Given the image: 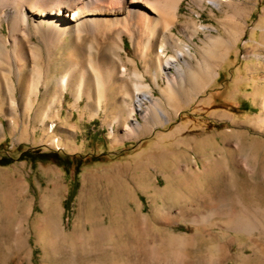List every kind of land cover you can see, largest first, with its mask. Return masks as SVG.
<instances>
[{
	"label": "rangeland",
	"instance_id": "obj_1",
	"mask_svg": "<svg viewBox=\"0 0 264 264\" xmlns=\"http://www.w3.org/2000/svg\"><path fill=\"white\" fill-rule=\"evenodd\" d=\"M217 1L182 2L173 34L190 48L191 56L177 62L184 83L171 89L170 102L160 89H145L151 97L134 116L145 131L135 137L122 129L126 93L136 96L134 89H119L130 84L128 78L115 83V96L97 112L85 97L79 110L73 108L72 90L56 89L64 69L49 70V89L35 94L25 89L30 68L19 87L15 73L0 72L3 84L7 76L16 87L0 89V158L10 159L0 165V264H167L177 252L184 264H220L228 249L227 264H264V127L253 122L264 114V0ZM218 37L232 43L226 59L213 62L207 51ZM30 42L41 46L35 37ZM124 49L120 58L129 73L143 74L148 84L145 65L127 39ZM104 52L113 55L109 48ZM205 62L214 64L216 74L200 91L187 78ZM168 72L178 77L176 68ZM146 108L151 114L143 121ZM43 115L48 118L40 123ZM119 116L121 125L115 123ZM65 139L80 146L76 153L61 148ZM34 148L110 157L65 172L22 157ZM150 153L155 159L146 158ZM137 156L142 164L129 166ZM21 175L29 193L14 216L25 220L16 221L6 199L16 202ZM247 223L252 231L236 228Z\"/></svg>",
	"mask_w": 264,
	"mask_h": 264
},
{
	"label": "bare ground",
	"instance_id": "obj_2",
	"mask_svg": "<svg viewBox=\"0 0 264 264\" xmlns=\"http://www.w3.org/2000/svg\"><path fill=\"white\" fill-rule=\"evenodd\" d=\"M183 1L0 0V72L8 75L15 73L19 87L20 77L30 68L32 77L25 89L35 94L38 89H49V70L55 74L64 69L60 71L56 89L63 92L71 89L76 105L85 97L87 104L94 103L97 112L102 111L109 98L115 96L113 91L118 89L115 83L119 81L122 83L124 78H128L130 84L122 83L119 89H134L136 96L126 93L128 101L124 111L127 121L123 123L119 116L115 118V123L117 125L123 123L122 129L126 132V137H135L145 131V128L134 119L136 112L142 111L144 101L151 97L150 93L144 92L145 89H152L153 86L160 89L162 95L170 102L171 89L184 83L185 76L183 71L177 68V62L179 58L191 56L190 48L187 45L182 46L180 39L174 38L173 34ZM217 2L211 0L213 5ZM228 21L231 22V18ZM32 37L37 38L41 46L32 45L30 42ZM232 37L236 43V34ZM125 39L145 65L143 72L150 78L148 84L143 81L145 77L143 74L129 73L120 58V53H126ZM82 43H85L84 47L80 46ZM231 43L222 37L215 38L207 55L213 62L221 55L225 60ZM105 48H109L113 55L104 52ZM167 49H171L173 53L169 58H166ZM220 50L223 54H220ZM60 61L64 63V68ZM45 66L47 70L44 69ZM198 67L199 72L187 78L194 89L208 86L216 74L214 64L205 62ZM171 68H176L178 77L169 74L168 70ZM5 80V84L0 80V89H16L7 76ZM93 92L96 94V100ZM262 99L264 100V96ZM56 101L55 95L52 103L56 104ZM28 107H33L31 102L28 103ZM148 113L151 114L146 108L143 112V121L148 120ZM95 115L96 113H93L92 117ZM157 116L159 111L154 117ZM47 118V115L39 117L40 123H44ZM129 121H132L131 125ZM253 122L258 127H264V114L253 119ZM26 136L27 134L23 133L21 137ZM239 214L243 212L240 211ZM243 219L236 221L240 222ZM248 219L253 221V217ZM249 223L236 224L235 227L252 231L253 226ZM229 253L230 249L226 250L225 254ZM226 256L219 261L220 264H227ZM184 257L177 252L167 264H184L185 260L182 261ZM209 262L216 264L211 260Z\"/></svg>",
	"mask_w": 264,
	"mask_h": 264
},
{
	"label": "trees",
	"instance_id": "obj_3",
	"mask_svg": "<svg viewBox=\"0 0 264 264\" xmlns=\"http://www.w3.org/2000/svg\"><path fill=\"white\" fill-rule=\"evenodd\" d=\"M228 106V104H224ZM1 150V147H0ZM114 156V155H112ZM22 157L30 158L33 162L39 161L42 164H53L62 168L65 172H69V169L74 165V169L77 171L83 165L92 164L94 162H104L109 159V155L101 154L98 156L95 155H72L68 156L62 154L59 151H46L43 152L42 148L28 149L22 153ZM10 162V159L2 156L0 158V165H5Z\"/></svg>",
	"mask_w": 264,
	"mask_h": 264
},
{
	"label": "crops",
	"instance_id": "obj_4",
	"mask_svg": "<svg viewBox=\"0 0 264 264\" xmlns=\"http://www.w3.org/2000/svg\"><path fill=\"white\" fill-rule=\"evenodd\" d=\"M200 91L201 90H204V89H199ZM188 97H191V95L190 94H188V95H186V98L188 99ZM72 107L73 108H77L78 110H79V104L78 105H76V104H74L73 103V105H72ZM85 113H87V112H84L83 114H85ZM100 114V113H99ZM98 114V115H99ZM97 115V116H98ZM96 116V117H97ZM94 118V117H93ZM231 118V117H230ZM89 119H91V118H89ZM231 120V119H230ZM35 138L33 137L32 138V140H29V139H27V140H24V142H33V140H34ZM194 141H198V139L197 140H194ZM225 141V140H224ZM39 142H42L43 143V141L40 139L39 140ZM52 143V142H51ZM113 143L114 144H118V142H117V140H113ZM62 145H61V148L62 149H69L70 151V153H76L77 152V150H78V148L80 147V146H78V144L75 142V140H71V139H65V140H62V143H61ZM167 152V151H166ZM138 157V156H137ZM131 158V161H129L128 163H129V166H131V167H134L135 165V163L136 164H138V165H140V164H142V163H140L141 162V160L140 159H142V157H138V158ZM144 157V156H143ZM146 158L147 159H155V155L154 154H152V153H150V154H148L147 156H146ZM144 159V158H143ZM158 162H160V161H158ZM224 162H226V161H223V163ZM225 167H229V165H226ZM224 167V168H225ZM226 168V171L228 172V173H231V170L230 169H227ZM51 172H54L53 170H51ZM55 174H56V172H55ZM20 185H19V188H20V190H17V192H16V194H17V196H16V198L15 199H13V200H15L16 202H14V201H11L9 198H7L6 199V202H7V207H8V209H7V212H8V215H10V216H12V218H11V220H16V221H23V220H25V217H20V218H16L15 219V215H17L18 214V203H19V201L22 199V200H25L26 198H27V195H28V190H29V186L27 185V183H26V180H25V178L21 175L20 176V178L19 179H17L16 180ZM10 204H12L11 206H10ZM22 212H24V213H22V215L24 214L25 216L30 212L29 210H26V211H22Z\"/></svg>",
	"mask_w": 264,
	"mask_h": 264
}]
</instances>
